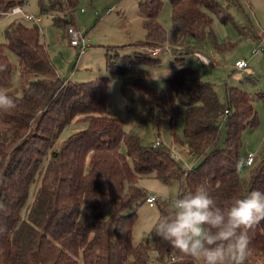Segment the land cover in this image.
<instances>
[{"label":"trees","instance_id":"trees-1","mask_svg":"<svg viewBox=\"0 0 264 264\" xmlns=\"http://www.w3.org/2000/svg\"><path fill=\"white\" fill-rule=\"evenodd\" d=\"M24 2L0 0V10ZM49 3L70 13L74 7L68 0ZM170 4L171 27L166 29L158 20L163 1L139 0L145 38L130 43L136 46L133 54L113 57L107 51L106 66L123 73L138 63H158L148 49L171 50L177 67L166 86L155 90L137 75L132 90L147 109L167 113L171 126L184 115V137L173 131V140L197 158L192 166H185L160 141L145 143L106 113L107 75L65 80L55 69L37 22L14 18L7 25L0 42V65L7 66L0 72V90L13 80L10 51L18 56L21 77L33 76L23 81L20 92L3 90L17 107L0 111V176L5 178L0 185V264H191L153 229L146 241H134L137 208L147 196L138 184L141 177L176 181L180 194L204 186L219 206L246 198L252 190L264 192V153L250 165L241 155L244 131L258 123L255 102L264 107V90L228 85L222 102L215 84L186 62V39H210L220 47L212 34L213 19L227 23L232 15L221 0ZM40 10L49 7L41 1ZM54 23L66 28L74 19L67 13ZM73 123L83 126L60 139ZM246 166L249 171L243 176ZM172 206L161 200L159 218ZM107 207L109 217L104 214ZM250 237L252 254L246 264H255L264 259V221Z\"/></svg>","mask_w":264,"mask_h":264},{"label":"rangeland","instance_id":"rangeland-1","mask_svg":"<svg viewBox=\"0 0 264 264\" xmlns=\"http://www.w3.org/2000/svg\"><path fill=\"white\" fill-rule=\"evenodd\" d=\"M41 1L49 7L48 11L40 10ZM68 1L77 8L73 13L75 24L69 23L66 28L54 23V18L57 16L66 18L67 13L70 17L72 16L66 7L52 9L49 0H26L24 7V10L40 18L38 25L58 74L65 80L77 82L107 75L106 113L116 117L125 130L139 135L145 143L155 144L156 141H160L171 148L173 154L176 153L177 156L182 157L180 161L185 166L195 164L197 158L190 154L189 148L186 145L176 144L173 140V131L179 138L184 137V115L179 114L171 126L170 116L167 113L147 109L132 90V82L137 75H143L147 79V84L155 90L166 86V79L177 67L171 50L161 51L155 55L159 58L158 63H138L123 73L110 71L106 66L107 51L113 54V57L114 54L118 56L125 53L133 54L136 46L130 43L145 38V29L138 7L139 0ZM162 1L163 6L158 20L166 29H169L171 4L170 0ZM221 1L232 15L231 22L227 23L221 22L216 16L213 19L212 34L221 46H215L210 39L198 42L188 37L184 47L190 51L186 62L200 73L202 79L214 83L220 100L226 102L228 85H237L250 92L264 90V0ZM14 18H22L28 24L33 23L32 20H27L20 14L0 17V42L5 40V29ZM70 25L75 26L85 38L86 47L82 52L79 47L69 42L65 32ZM259 44L260 48L253 53L254 48ZM193 51L208 56L212 62L197 59ZM9 54L13 65V80L11 85L4 87L3 90L20 92L23 81H27L33 74L26 73V76L22 78L18 56L11 51ZM238 59L246 60L248 67L235 68L234 63ZM255 107L258 123L244 131L241 155L246 157L249 152H253L257 159L264 153V107L260 101L255 102ZM82 126L81 123L67 126L59 138L64 139L69 133ZM224 134L225 126L221 124V135L224 137ZM248 171L249 167L246 166L241 173L246 176ZM138 184L147 195L154 194L159 198L161 193L167 192L170 197L167 201H170L172 205L175 198L180 195L176 181L167 183L152 176H144L139 179ZM32 193L33 188L29 194V201ZM160 202L159 199L152 206L145 201L139 204L133 227L135 242L146 241L149 238V233L159 218ZM104 214L109 217V207L105 209ZM149 242L151 243V240ZM255 264H264V259L255 261Z\"/></svg>","mask_w":264,"mask_h":264},{"label":"clouds","instance_id":"clouds-1","mask_svg":"<svg viewBox=\"0 0 264 264\" xmlns=\"http://www.w3.org/2000/svg\"><path fill=\"white\" fill-rule=\"evenodd\" d=\"M0 65V72L6 71ZM16 101L0 90V111L11 112ZM0 176V185L4 182ZM157 197H153L156 199ZM167 192L159 199L167 201ZM264 221V192L252 190L224 206L216 204L206 187L180 194L154 225L156 237L167 242L191 264H246L252 254L250 233Z\"/></svg>","mask_w":264,"mask_h":264},{"label":"built area","instance_id":"built-area-1","mask_svg":"<svg viewBox=\"0 0 264 264\" xmlns=\"http://www.w3.org/2000/svg\"><path fill=\"white\" fill-rule=\"evenodd\" d=\"M25 6H26V2H24L22 4H17V5H14L7 10H0V14L4 17L9 16V15H13V14H20V15H23L24 17H26L27 19L35 21L38 23L40 18L35 16L34 14H31V13L27 12L26 10H24ZM66 32H67V35L69 37L70 44L79 47L80 52L84 51V49L86 47V41H85V38L81 35L80 31L77 30V28L75 26L70 25L67 27ZM259 48H260V44L258 45V47L254 48L253 53L257 52V50ZM148 51L151 55L152 54L157 55L161 51H167V48H166V46L165 47H154ZM197 54L200 56V53H197ZM234 65L238 68H247L248 62L244 59H238L235 61ZM226 111H227V109H226ZM156 143H159V141H156ZM173 155L177 158H180L179 156H177L176 153H174ZM255 159H256L255 154L253 152H249L247 154V156L244 158V163H245V165H250L254 162ZM153 197H157V198L153 199ZM157 200H158V196H156L154 194H149L145 198V201L150 206L154 205V203Z\"/></svg>","mask_w":264,"mask_h":264},{"label":"crops","instance_id":"crops-1","mask_svg":"<svg viewBox=\"0 0 264 264\" xmlns=\"http://www.w3.org/2000/svg\"><path fill=\"white\" fill-rule=\"evenodd\" d=\"M139 2V1H138ZM139 7V6H138ZM76 8H77V6L75 5L74 7H73V9H72V12H71V14H72V17H73V13H74V11L76 10ZM82 11H83V9H82ZM109 11H112V10H109ZM139 13H140V16H141V19H142V25H143V14L140 12V10H139ZM66 33V32H65ZM67 34V33H66ZM193 53H194V51H193ZM197 53H200V52H195L194 53V55L197 57V59H202L204 62H212L211 61V59H209V57L208 56H206V55H204V54H202V53H200V56L197 54ZM234 67L235 68H238V67H236L235 65H234ZM238 69H244V68H238ZM187 151V150H186ZM188 151H189V149H188ZM180 158H182V157H180ZM245 158V157H244Z\"/></svg>","mask_w":264,"mask_h":264}]
</instances>
